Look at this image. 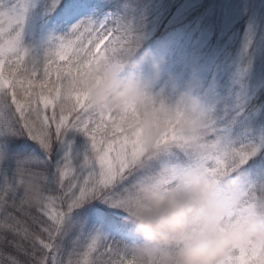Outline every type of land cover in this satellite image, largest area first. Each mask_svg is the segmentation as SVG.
<instances>
[{
  "label": "snow or ice",
  "instance_id": "1",
  "mask_svg": "<svg viewBox=\"0 0 264 264\" xmlns=\"http://www.w3.org/2000/svg\"><path fill=\"white\" fill-rule=\"evenodd\" d=\"M110 7L111 0H0V264H124L134 242L129 190L161 173L197 167L239 178L242 192L264 187V133L234 137L232 122H218L211 109L203 134L169 133L150 156L122 136L124 116L96 114L82 98L71 110L58 107L66 76L139 40L107 16ZM30 32L41 47H55L42 73L27 68ZM22 178L40 188L34 203ZM226 264H264V252L253 248Z\"/></svg>",
  "mask_w": 264,
  "mask_h": 264
},
{
  "label": "clouds",
  "instance_id": "2",
  "mask_svg": "<svg viewBox=\"0 0 264 264\" xmlns=\"http://www.w3.org/2000/svg\"><path fill=\"white\" fill-rule=\"evenodd\" d=\"M122 47L66 76L58 107L71 110L82 98L96 114L124 116L122 136L150 156L169 133L183 138L203 134L208 115L194 89L173 84L171 95L164 86L156 89L164 59L148 49L137 56L139 40ZM24 56L31 72L54 59L55 47L48 42L38 54L29 48ZM145 64L150 75L141 74ZM238 180L192 167L137 181L124 210L134 238L124 264H226L253 248L264 252V187L242 192ZM21 189L33 203L40 194L30 178H22Z\"/></svg>",
  "mask_w": 264,
  "mask_h": 264
},
{
  "label": "rangeland",
  "instance_id": "3",
  "mask_svg": "<svg viewBox=\"0 0 264 264\" xmlns=\"http://www.w3.org/2000/svg\"><path fill=\"white\" fill-rule=\"evenodd\" d=\"M178 1L156 9L146 17L149 28H140L137 56L148 49L164 59L155 88L164 86L171 95L173 84L179 89L190 85L218 122H232V136L264 133V0ZM119 9L127 11V3ZM24 43L39 53L35 32ZM141 74L150 75L147 64ZM44 111L50 116L53 109Z\"/></svg>",
  "mask_w": 264,
  "mask_h": 264
},
{
  "label": "trees",
  "instance_id": "4",
  "mask_svg": "<svg viewBox=\"0 0 264 264\" xmlns=\"http://www.w3.org/2000/svg\"><path fill=\"white\" fill-rule=\"evenodd\" d=\"M181 0L178 1V3ZM171 0H111V7L108 9L107 13L112 15V21H120L122 24L130 26L133 34L140 39V28L147 25L146 17L149 14L155 13V10L159 7L161 8H170ZM127 3V11L122 12L119 9L121 4ZM173 6V5H171ZM175 8L174 6L172 7ZM171 8V9H172ZM166 11L157 13L159 16ZM159 18V17H158ZM155 20V15L153 17ZM244 21L240 23L239 26H243ZM43 71V66H41V73ZM11 251V249H9Z\"/></svg>",
  "mask_w": 264,
  "mask_h": 264
}]
</instances>
